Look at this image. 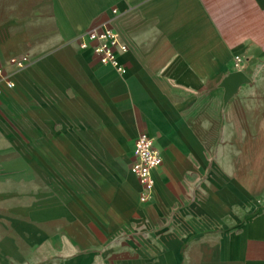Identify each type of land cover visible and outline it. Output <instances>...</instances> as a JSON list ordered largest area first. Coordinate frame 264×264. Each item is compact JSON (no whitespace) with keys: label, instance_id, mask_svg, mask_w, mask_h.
Returning a JSON list of instances; mask_svg holds the SVG:
<instances>
[{"label":"crops","instance_id":"1","mask_svg":"<svg viewBox=\"0 0 264 264\" xmlns=\"http://www.w3.org/2000/svg\"><path fill=\"white\" fill-rule=\"evenodd\" d=\"M7 1L0 264H264V0ZM103 23L119 68L78 45Z\"/></svg>","mask_w":264,"mask_h":264},{"label":"built area","instance_id":"2","mask_svg":"<svg viewBox=\"0 0 264 264\" xmlns=\"http://www.w3.org/2000/svg\"><path fill=\"white\" fill-rule=\"evenodd\" d=\"M81 48H91L99 61L111 64L117 68V50L126 51L127 46L120 41L119 34L108 24L103 23L99 27L89 28L81 33L78 41ZM26 56L13 61L12 72L18 71L26 64ZM12 72H7L0 67V94L3 85L9 88L14 86ZM162 163L161 150L156 146L155 139L147 133H140L136 140L131 161V171L138 177L144 186L140 200L149 199V190L153 186V171Z\"/></svg>","mask_w":264,"mask_h":264},{"label":"rangeland","instance_id":"3","mask_svg":"<svg viewBox=\"0 0 264 264\" xmlns=\"http://www.w3.org/2000/svg\"><path fill=\"white\" fill-rule=\"evenodd\" d=\"M7 0H0V13L2 12V8L6 6Z\"/></svg>","mask_w":264,"mask_h":264}]
</instances>
